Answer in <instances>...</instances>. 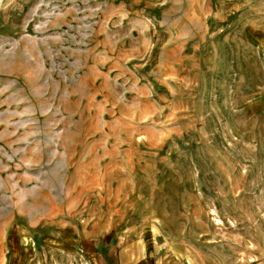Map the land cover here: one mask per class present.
<instances>
[{
  "label": "rangeland",
  "instance_id": "rangeland-1",
  "mask_svg": "<svg viewBox=\"0 0 264 264\" xmlns=\"http://www.w3.org/2000/svg\"><path fill=\"white\" fill-rule=\"evenodd\" d=\"M0 264H264V0H0Z\"/></svg>",
  "mask_w": 264,
  "mask_h": 264
}]
</instances>
